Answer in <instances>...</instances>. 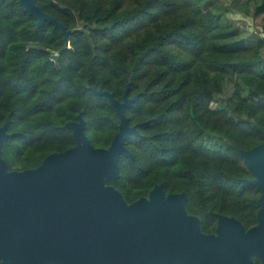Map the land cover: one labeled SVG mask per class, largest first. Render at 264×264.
Here are the masks:
<instances>
[{
  "label": "trees",
  "instance_id": "obj_1",
  "mask_svg": "<svg viewBox=\"0 0 264 264\" xmlns=\"http://www.w3.org/2000/svg\"><path fill=\"white\" fill-rule=\"evenodd\" d=\"M69 31L36 19L18 0H0V125L9 133V169L40 164L75 144L66 123L80 113L96 147L118 131L115 107L92 89L123 101L133 157L119 159L106 182L126 201L186 192L187 210L208 232L212 212L255 223L261 191L235 146L264 141V38L241 35L225 0H36ZM264 14V0H244ZM244 9V10H243ZM230 89V94L225 95ZM228 89V90H229ZM216 102V107L211 106ZM246 219V220H245Z\"/></svg>",
  "mask_w": 264,
  "mask_h": 264
},
{
  "label": "water",
  "instance_id": "obj_2",
  "mask_svg": "<svg viewBox=\"0 0 264 264\" xmlns=\"http://www.w3.org/2000/svg\"><path fill=\"white\" fill-rule=\"evenodd\" d=\"M18 2L37 20L36 29L50 22L68 40L66 26L36 0ZM92 91L108 98L119 119L107 148L91 143L79 113L66 123L74 146L47 154L36 167L9 169L2 156L9 133L0 125V264H254L253 255L264 264V141L235 146L252 175L246 181L261 191L256 225L246 230L219 215L216 233L206 234L187 212L186 192L165 193L156 184L128 202L106 182L118 180L122 155L133 157L125 141L138 131L125 109L140 94L130 97L129 84L123 101L107 90Z\"/></svg>",
  "mask_w": 264,
  "mask_h": 264
},
{
  "label": "rangeland",
  "instance_id": "obj_3",
  "mask_svg": "<svg viewBox=\"0 0 264 264\" xmlns=\"http://www.w3.org/2000/svg\"><path fill=\"white\" fill-rule=\"evenodd\" d=\"M243 2L244 0H225V6L229 7V11L225 14L228 21L237 26L243 36L247 37L250 34L255 33L264 38V14L257 17L252 16L251 14H245L241 10L242 8H245ZM228 89L226 90L225 95L230 94V89ZM211 106L215 108L216 102H212Z\"/></svg>",
  "mask_w": 264,
  "mask_h": 264
},
{
  "label": "flooded vegetation",
  "instance_id": "obj_4",
  "mask_svg": "<svg viewBox=\"0 0 264 264\" xmlns=\"http://www.w3.org/2000/svg\"><path fill=\"white\" fill-rule=\"evenodd\" d=\"M186 209H187V206H186ZM187 212H188V210H187ZM188 213L191 214V215L197 216L199 218L200 226H201V230H202V220H201V218L198 215H196V214H193V213H190V212H188ZM257 213H258V211H257ZM257 213H256V220H257ZM212 214L214 215V219H212L210 222H208L209 225H208V227H206V228L209 229V231L205 232V231L202 230L206 234H215L216 233L219 215H223V216H226V217H234L235 219H237L244 226V228L246 230H248L252 226L256 225V223H257V221L255 223H245V221L243 219H240V218H238V217H236L234 215H227V214H223V213H220V212H212ZM252 261H253L254 264H261V259L257 255H253L252 256Z\"/></svg>",
  "mask_w": 264,
  "mask_h": 264
}]
</instances>
